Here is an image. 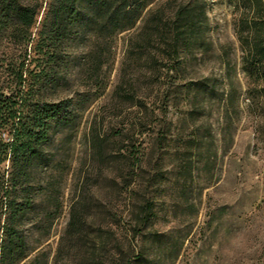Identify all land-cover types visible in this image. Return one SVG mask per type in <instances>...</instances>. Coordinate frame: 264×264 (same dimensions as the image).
I'll return each instance as SVG.
<instances>
[{"label":"trees","instance_id":"trees-1","mask_svg":"<svg viewBox=\"0 0 264 264\" xmlns=\"http://www.w3.org/2000/svg\"><path fill=\"white\" fill-rule=\"evenodd\" d=\"M230 1L241 8L236 36L244 69L252 75L264 65V0ZM206 9L207 0H0V161L8 153L10 163L6 178L0 175V264H66L64 256L82 264L138 262L141 247L134 240L146 233L151 205L144 202L134 210L133 203L120 208L87 200L76 185L79 199L69 205L53 254L44 249L63 209L58 177L69 169L67 163L58 169L47 147L58 136L75 137L84 111L103 96L114 42L122 33H128L122 61L141 62L148 87L138 96L133 83H116L109 97L113 107L140 108L148 102L164 116L176 90L193 88L194 98L204 93V77L176 81L184 79L185 58L210 47ZM71 47L81 51L76 55ZM79 60L90 80L61 97L55 92L69 86L68 64ZM155 85L162 88L158 105L150 94ZM49 92L55 97L49 99ZM141 119L114 135L117 144L109 156L127 163L140 152L134 135L152 133L156 126L152 117ZM143 124L149 127L141 129ZM100 128L89 125L83 134L91 155L98 157L109 140ZM4 133L10 140H3ZM153 134L154 142L165 140L164 124ZM128 175L118 171L111 177L117 195L131 184ZM90 209L97 214L94 227L84 214Z\"/></svg>","mask_w":264,"mask_h":264},{"label":"rangeland","instance_id":"rangeland-1","mask_svg":"<svg viewBox=\"0 0 264 264\" xmlns=\"http://www.w3.org/2000/svg\"><path fill=\"white\" fill-rule=\"evenodd\" d=\"M206 13L205 36L210 47L206 51L196 49L194 57L187 56L184 79L176 81L183 84L204 77V93L194 98L193 88L176 90L164 116L160 109L152 111L155 106L148 102L140 108L130 103L113 107L109 102L116 83H133L138 96L146 95L148 87L146 67L140 66L141 62L122 61L128 33L116 38L103 96L84 111L75 137L58 136L47 147L58 169L66 163L69 167L67 175L58 177L62 212L42 245L51 254L71 201L77 195L79 199L76 185L87 200L115 203L120 208L133 203L134 210L144 202L151 205L153 214L146 233L134 240L141 247V256L134 264H264V65L252 75L244 69L236 36L239 6L230 0H207ZM71 49L76 55L81 51L80 47ZM82 63L68 64L69 86L55 93L62 97L70 90L83 89L90 78ZM161 92L156 85L150 91L155 105ZM49 93V99L56 95ZM193 108L196 110L189 112ZM137 117L143 122L152 117L154 132L164 124L166 139L158 144L153 140L154 132L136 133L132 140L140 152L133 160L125 163L112 158L109 153L117 144L114 135ZM89 125L108 133L101 157L91 155L83 139ZM144 125L149 127L143 124L141 129ZM1 137L10 140L6 133ZM9 166L7 153L0 161L4 178ZM118 171L130 173L132 179L126 188L129 191L119 195L110 181ZM93 210L84 214L94 227L97 214ZM3 218L2 209L0 224ZM63 259L66 264H82L69 256Z\"/></svg>","mask_w":264,"mask_h":264}]
</instances>
